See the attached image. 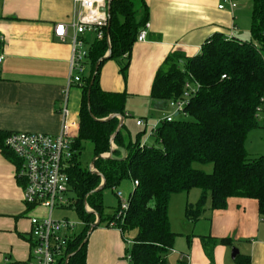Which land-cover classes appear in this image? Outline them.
Masks as SVG:
<instances>
[{
  "label": "trees",
  "instance_id": "1",
  "mask_svg": "<svg viewBox=\"0 0 264 264\" xmlns=\"http://www.w3.org/2000/svg\"><path fill=\"white\" fill-rule=\"evenodd\" d=\"M107 16L105 32L110 46L103 37L88 48L89 73L82 76L79 131L74 140L77 153L68 169L70 187L76 194L72 205L83 224L57 264H64L72 253L67 264H86L93 213L99 215V222L115 217V212L104 217L101 192L105 188L114 191L128 178L138 183L128 194V209L122 218H116V227L123 234L136 230L128 250L130 262L167 264L177 237L168 217L172 194L201 190L198 200L185 207V219L190 222L202 216L208 202L211 210L225 209L230 197L254 198L264 212V155L251 157L245 148L248 133L259 126L258 114L264 111V0H253L249 41L215 32L198 53L172 52L164 59L151 85L154 102L167 104L179 98L187 80L196 90L179 114L182 117L163 120L154 129L152 145L142 144L143 130L131 140L124 123L116 132L119 121L115 115L124 116L126 95L104 91L98 82L101 64L107 59L117 60L125 75L132 45L147 22L145 1L110 0ZM2 45L0 35V50ZM260 124L264 127V121ZM8 133L0 130V150L12 155L3 145ZM111 141L116 146L113 149ZM86 142L91 144L96 172L79 162ZM106 152L111 155L102 157ZM194 163H212V172L198 169ZM102 179L104 185L96 190ZM85 203L92 212L85 210ZM202 241L204 244V238ZM217 243L230 246L232 241L229 237L211 239L204 244L209 256V249Z\"/></svg>",
  "mask_w": 264,
  "mask_h": 264
},
{
  "label": "crops",
  "instance_id": "2",
  "mask_svg": "<svg viewBox=\"0 0 264 264\" xmlns=\"http://www.w3.org/2000/svg\"><path fill=\"white\" fill-rule=\"evenodd\" d=\"M144 1L149 27L145 38L133 43L125 75L120 72L117 60L107 59L101 64L98 82L104 91L125 93L124 116L116 114L118 121L122 120L125 125L127 120L134 119L135 125L146 132L158 124L167 115L164 111L170 108L168 103L154 102L150 98L153 78L164 59L172 52L185 56L198 53L203 42L215 32L227 36L230 24L235 25L236 16L235 9L218 8L221 0ZM76 11L73 0H0L3 42L0 50L3 56L0 63V130L57 134L63 126L59 110L66 101L70 129L77 138L82 84L68 86L71 29L64 40L54 35L56 24L75 22ZM85 38V45L96 39L90 33ZM86 66H89L87 61ZM137 120H143L144 125H138ZM125 129L133 140L126 125ZM115 147L111 141V148ZM122 153L124 155V151ZM12 155L0 150V264H25L30 256L29 219L42 216L45 211L25 204L23 183L17 180L16 160ZM110 155L106 152L102 157ZM91 165L94 167L92 161L88 167ZM127 180L132 186L129 194L134 185L131 178ZM200 193L199 188H192L170 196L168 217L170 204L175 201V207L182 211L181 221L185 226L182 231H176L169 219L171 230L186 241L185 251L175 252L177 262L264 264V212L259 211L257 200L230 197L226 208L219 210H211L208 202L202 216L190 222L185 219V207L195 203ZM222 237L231 238V245L217 243L209 249V256L204 244ZM126 241L119 228L99 222L87 238L86 264H131ZM234 246L241 255L238 259H235L238 254L231 257Z\"/></svg>",
  "mask_w": 264,
  "mask_h": 264
},
{
  "label": "built area",
  "instance_id": "3",
  "mask_svg": "<svg viewBox=\"0 0 264 264\" xmlns=\"http://www.w3.org/2000/svg\"><path fill=\"white\" fill-rule=\"evenodd\" d=\"M77 5L75 22L70 25L58 23L54 26V35L64 40L71 29L70 42L72 55L70 59V75L68 86L71 84L81 85L82 76L85 72L88 50L85 48L86 34H95L96 39L106 38L110 46L109 36L106 34L108 16L104 9L107 0H73ZM229 7L231 10L237 7L236 0H221L219 9ZM149 23L139 30L136 40L145 38ZM235 25L231 26L227 38L234 37ZM3 56L0 54V63ZM196 90L194 83L187 80L183 87L182 95L168 101L169 107L174 115L162 117L163 120L171 121L175 114H183L184 106L187 104L191 94ZM63 117V126L57 134L42 132H9L3 141L4 147L10 151L16 159L15 174L23 183V200L28 207L41 208L45 211L42 216L30 217V256L25 264H57L67 251L70 240L78 232L77 224L68 218L55 219L53 210L68 205L69 199L66 193L70 189V177L68 169L73 164V157L76 154L74 148L75 134L70 129L68 120V108L66 101L59 110ZM138 125H144L143 120H137ZM151 127L149 135L158 126ZM76 125V129H77ZM142 144L145 141H141ZM90 170H95L92 165ZM96 171V170H95ZM137 180L133 181L136 186ZM115 194L120 200L116 218H122L128 209L129 198L123 192L115 189ZM86 211L93 210L85 204ZM96 214V213H95ZM83 224V223H82ZM109 226H115L110 224Z\"/></svg>",
  "mask_w": 264,
  "mask_h": 264
},
{
  "label": "rangeland",
  "instance_id": "4",
  "mask_svg": "<svg viewBox=\"0 0 264 264\" xmlns=\"http://www.w3.org/2000/svg\"><path fill=\"white\" fill-rule=\"evenodd\" d=\"M237 7L235 8V25H236V37H238L241 40H247L249 41L251 39V34H250V27H251V20H252V10H253V0H236ZM107 4V3H106ZM231 28V24L229 26V30ZM91 34V33H90ZM92 38H95V34H92ZM85 48L88 50L89 45H85ZM183 68L184 66L181 65ZM89 73V66H86L84 74ZM164 114L167 115H174L172 112L171 108H168L167 110L164 111ZM183 115H177V117H182ZM176 117V116H174ZM259 121L260 123L264 121V111H261L258 114ZM151 122V121H150ZM259 123V126L254 128L248 133L247 139L245 141V148L249 156L251 157H256L259 155H264V128L260 127L261 124ZM126 127L130 132L131 138L133 140L136 139V134L140 131L143 130V127H137L135 125V120L130 119L127 120L126 122ZM149 130L144 132L141 136V141H145L146 144L152 145L154 144V139L153 137H150L149 135ZM93 156H92V147L91 144L86 142L84 144V150L82 151L80 157H79V162L82 167L86 168L89 166V163L92 161ZM194 166L197 167L198 169H201L207 173L212 172L213 165L212 163H206V164H199V163H194ZM89 168V167H88ZM90 170V168H89ZM124 182L118 186V188L125 194L124 196H127L128 191L132 188L130 182L127 179L123 180ZM126 185V187H125ZM115 191V190H114ZM114 191L110 188H105L101 192V198H102V204H103V215H110L116 212L119 208L120 205V200L117 197V195L114 193ZM66 196L69 199L68 205L62 208H55L53 210V217L55 219H62V218H68L70 221L74 222L77 224V229H80L82 226V221L76 211L74 210L73 207V201L76 199V194L75 192L71 189L66 193ZM177 198V197H175ZM176 200V199H175ZM174 204V205H172ZM170 204V212H169V219L172 222V228L176 231H182L184 226V222L182 220V216L180 212L179 207H175V201L174 203ZM176 208V209H175ZM86 210V208H85ZM97 217L99 218V215L96 213L94 214V222L97 220ZM184 220V219H183ZM118 220L116 217L109 221H104L106 225H117ZM136 234V230H129L126 232L125 236L127 238L126 244L128 246V250L131 249L132 245V238ZM184 247L186 248V241L183 236L178 235L173 249L169 252L167 255V264H180L177 262V257L176 253L184 252ZM234 248H237V246H234Z\"/></svg>",
  "mask_w": 264,
  "mask_h": 264
},
{
  "label": "water",
  "instance_id": "5",
  "mask_svg": "<svg viewBox=\"0 0 264 264\" xmlns=\"http://www.w3.org/2000/svg\"><path fill=\"white\" fill-rule=\"evenodd\" d=\"M109 2H110V0H107L106 7L104 8L106 10V12H107V15L109 14ZM109 53H110V51L108 50L107 53L104 55V58L108 57ZM98 64H99V61L96 63L95 68H97ZM88 95H89V92H88ZM175 115H177V114H175ZM121 125H122V120H120V122L118 124V127L116 129V132L119 130V128L121 127ZM93 161H94V159L92 160V162ZM103 185H104V180L102 179V183L98 186V188H96V190L100 189ZM98 223H99V218L97 217V220L90 226V228L88 230V235L91 232L92 228L94 226H96ZM238 252H239L238 249L233 247L232 250H231V257L232 258H235V256L238 254ZM73 254L74 253L66 256V259H65V263L64 264H67V261H68L69 257L71 255H73Z\"/></svg>",
  "mask_w": 264,
  "mask_h": 264
}]
</instances>
